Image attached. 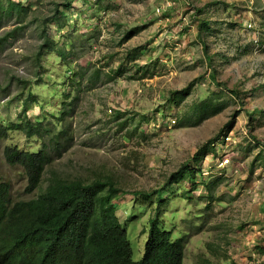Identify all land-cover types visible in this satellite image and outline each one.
I'll return each mask as SVG.
<instances>
[{"label":"rangeland","instance_id":"1","mask_svg":"<svg viewBox=\"0 0 264 264\" xmlns=\"http://www.w3.org/2000/svg\"><path fill=\"white\" fill-rule=\"evenodd\" d=\"M22 1L32 22L0 45V123L44 118L56 130L68 126L71 139L61 155L47 140L54 159L30 193L24 166L9 163L5 147L31 150L43 140L20 129L0 137V179L10 182L11 198L38 195L53 172L89 181L113 176L128 190L118 213L139 260L158 202L155 193L145 200L132 192H152L187 162L202 169L196 187L190 177L173 183L161 210L162 226L185 239L184 264H264V0H71L60 6L62 17L55 2L65 0ZM44 18L66 53L46 48L39 65ZM204 19L213 27L208 37L199 34ZM204 40L215 58L230 57L217 62L222 85L210 77ZM188 85V95L172 97ZM30 87L36 99L25 105ZM207 97L226 105L195 124V105ZM117 110L124 114L116 119ZM210 140L216 154L197 161ZM221 156L229 163L220 165Z\"/></svg>","mask_w":264,"mask_h":264},{"label":"trees","instance_id":"2","mask_svg":"<svg viewBox=\"0 0 264 264\" xmlns=\"http://www.w3.org/2000/svg\"><path fill=\"white\" fill-rule=\"evenodd\" d=\"M55 14L62 17L60 6L70 8L71 0L55 2ZM32 7L22 0H0V28L11 21L14 27L5 36L0 37V45L9 36L18 35L32 20L29 19ZM199 12L203 8L198 9ZM50 18H44L41 31L44 37L36 60L41 65L44 49H56L60 56H65L66 48L58 47L49 30ZM65 23L62 22L61 26ZM213 30L211 22L204 19L200 23V36L208 37ZM203 47L213 70L210 77L217 81V62L229 60L226 53H218L217 58L210 54V45L204 40ZM83 77V73L75 72ZM216 83L222 85V82ZM191 85L172 91L174 99L184 98L190 93ZM238 92V90H234ZM36 99L31 89L24 99L25 105ZM224 100L207 97L195 105L197 118L194 123H201L212 115L218 114L225 107ZM63 108L58 120H65L68 110ZM26 110V109H25ZM124 112L117 110L113 114L117 119ZM22 122L0 123V137H7L11 129H20L29 137L39 138L42 145L39 148L24 149L18 146L5 147V157L11 164H21L28 177L27 191H36L43 181L48 166L54 156L51 154L48 141H53L52 147L61 155L70 142L68 126L56 130L44 123V118H30L24 115ZM128 120H123L124 127ZM48 137V139H47ZM195 152L197 161L203 160L211 151L216 154V148L210 144ZM210 152V153H211ZM202 169L196 165L190 167L186 162L173 172L167 182L152 192L134 190L135 197L142 196L149 200L152 194L157 195V208L150 219V225L143 229L148 234L143 256L136 260L133 257L132 243L128 229L124 225L119 211V197L128 190L121 187L113 176L97 177L92 180L83 178H66L53 172L48 185L36 196L13 200L10 196L11 184L0 179V263L2 264H184L186 243L184 237L178 236L173 229L162 226L161 210L167 198L164 191L173 183L190 177L193 187H196V173ZM210 186H208L209 188ZM212 197L213 187L209 188ZM264 253V247H260ZM203 264H211L205 262ZM233 264V263H231Z\"/></svg>","mask_w":264,"mask_h":264},{"label":"built area","instance_id":"3","mask_svg":"<svg viewBox=\"0 0 264 264\" xmlns=\"http://www.w3.org/2000/svg\"><path fill=\"white\" fill-rule=\"evenodd\" d=\"M226 139L228 140V139H230V137L228 136V134H227V136H226ZM219 160H220V165H225L226 163H229V161H230V158L229 157H222L221 156V159L220 158H218V162H219Z\"/></svg>","mask_w":264,"mask_h":264},{"label":"clouds","instance_id":"4","mask_svg":"<svg viewBox=\"0 0 264 264\" xmlns=\"http://www.w3.org/2000/svg\"><path fill=\"white\" fill-rule=\"evenodd\" d=\"M0 264H2V263H0Z\"/></svg>","mask_w":264,"mask_h":264}]
</instances>
